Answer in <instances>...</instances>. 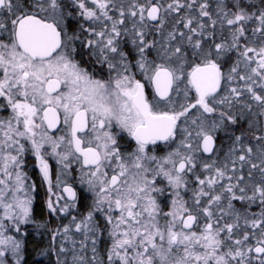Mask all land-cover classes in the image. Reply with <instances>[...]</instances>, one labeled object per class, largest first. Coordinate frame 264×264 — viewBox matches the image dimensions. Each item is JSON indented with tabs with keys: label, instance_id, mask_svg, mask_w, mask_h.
Instances as JSON below:
<instances>
[{
	"label": "snow or ice",
	"instance_id": "obj_1",
	"mask_svg": "<svg viewBox=\"0 0 264 264\" xmlns=\"http://www.w3.org/2000/svg\"><path fill=\"white\" fill-rule=\"evenodd\" d=\"M0 264H264V0H0Z\"/></svg>",
	"mask_w": 264,
	"mask_h": 264
},
{
	"label": "trees",
	"instance_id": "obj_2",
	"mask_svg": "<svg viewBox=\"0 0 264 264\" xmlns=\"http://www.w3.org/2000/svg\"><path fill=\"white\" fill-rule=\"evenodd\" d=\"M41 195H42V193H41ZM38 259H43L42 257H37Z\"/></svg>",
	"mask_w": 264,
	"mask_h": 264
}]
</instances>
